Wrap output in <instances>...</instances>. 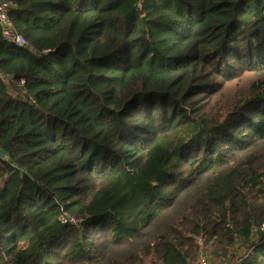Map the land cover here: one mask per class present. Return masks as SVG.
Here are the masks:
<instances>
[{
    "label": "trees",
    "instance_id": "1",
    "mask_svg": "<svg viewBox=\"0 0 264 264\" xmlns=\"http://www.w3.org/2000/svg\"><path fill=\"white\" fill-rule=\"evenodd\" d=\"M10 2L0 264H264V0Z\"/></svg>",
    "mask_w": 264,
    "mask_h": 264
},
{
    "label": "built area",
    "instance_id": "2",
    "mask_svg": "<svg viewBox=\"0 0 264 264\" xmlns=\"http://www.w3.org/2000/svg\"><path fill=\"white\" fill-rule=\"evenodd\" d=\"M145 0H139L140 3H143ZM10 0H0V26L1 32L4 39L13 43L16 47H22L26 44L25 38L20 34H15L13 32L12 22L9 18V8L11 6ZM23 81H20L22 84ZM63 222H75L72 218H63Z\"/></svg>",
    "mask_w": 264,
    "mask_h": 264
},
{
    "label": "rangeland",
    "instance_id": "3",
    "mask_svg": "<svg viewBox=\"0 0 264 264\" xmlns=\"http://www.w3.org/2000/svg\"><path fill=\"white\" fill-rule=\"evenodd\" d=\"M232 71H234V69H232ZM236 101V99H235ZM190 127V126H189ZM192 129H195L194 125H191L190 127V131L186 132L185 134H179V135H176L175 138H174V144H177L179 143L180 141L184 140L185 138H187V136L190 135L191 131H193Z\"/></svg>",
    "mask_w": 264,
    "mask_h": 264
},
{
    "label": "water",
    "instance_id": "4",
    "mask_svg": "<svg viewBox=\"0 0 264 264\" xmlns=\"http://www.w3.org/2000/svg\"><path fill=\"white\" fill-rule=\"evenodd\" d=\"M141 19H142L143 24L146 25V18H145V16H142Z\"/></svg>",
    "mask_w": 264,
    "mask_h": 264
},
{
    "label": "bare ground",
    "instance_id": "5",
    "mask_svg": "<svg viewBox=\"0 0 264 264\" xmlns=\"http://www.w3.org/2000/svg\"><path fill=\"white\" fill-rule=\"evenodd\" d=\"M63 219V218H62ZM70 223V222H69Z\"/></svg>",
    "mask_w": 264,
    "mask_h": 264
}]
</instances>
